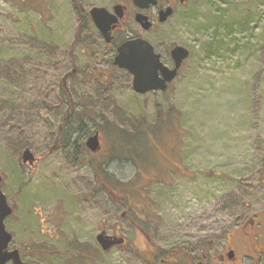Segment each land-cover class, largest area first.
<instances>
[{
  "label": "rangeland",
  "instance_id": "rangeland-1",
  "mask_svg": "<svg viewBox=\"0 0 264 264\" xmlns=\"http://www.w3.org/2000/svg\"><path fill=\"white\" fill-rule=\"evenodd\" d=\"M74 1L0 0V176L16 208L5 221L10 248L24 264H76V246L90 250L83 264H147L148 239L193 258L219 255L225 234L264 207V0H191L152 32L130 26L167 66L174 46L190 51L166 92L142 95L113 64L117 33L107 43L91 17L71 52ZM76 1L88 12L117 3ZM81 102L90 110L84 127L99 129L103 148L90 159L77 148L70 163L55 143L63 125L79 128L70 111ZM139 124L148 133L128 148L144 162L117 155L113 133ZM26 147L33 164L22 162ZM97 164L112 176L106 187ZM117 180L133 182L132 204L117 187L109 193ZM101 225L127 244L104 252Z\"/></svg>",
  "mask_w": 264,
  "mask_h": 264
},
{
  "label": "water",
  "instance_id": "water-1",
  "mask_svg": "<svg viewBox=\"0 0 264 264\" xmlns=\"http://www.w3.org/2000/svg\"><path fill=\"white\" fill-rule=\"evenodd\" d=\"M135 4L141 8L148 7L157 0H134ZM173 14V8L168 7L160 12L159 22L164 23ZM92 20L105 38L107 43L113 40L112 31L117 26V6L115 13L110 12L103 6H94L90 10ZM137 21L148 30L152 22L143 14L137 15ZM173 67L167 66L162 61L161 54L157 53L154 46L146 39L138 37L124 41L117 48L114 57V65L120 69L127 70L133 76L132 88L137 94H147L150 92L167 91L169 84L178 76L179 70L186 59L190 56V51L183 46L176 45L171 49ZM86 145L93 153L101 150L100 133L97 131L91 135ZM35 155L26 148L22 153V162L33 164ZM2 176H0V182ZM13 213L7 196L0 187V264H23L20 251L18 249L9 250L13 235L6 229L5 220ZM97 241L105 252H109L113 247L123 246L126 243L125 237L108 235L104 230L97 235Z\"/></svg>",
  "mask_w": 264,
  "mask_h": 264
},
{
  "label": "flooded vegetation",
  "instance_id": "flooded-vegetation-1",
  "mask_svg": "<svg viewBox=\"0 0 264 264\" xmlns=\"http://www.w3.org/2000/svg\"><path fill=\"white\" fill-rule=\"evenodd\" d=\"M190 1L191 0H157L155 4L151 3L148 7L141 8L135 4L134 0H117V3L113 5L111 10L112 13H115V8L117 6V26L112 31L114 41L116 40L115 37L117 33V48L119 46L118 41H121L122 43L125 40L141 37V33L134 32L130 26L137 25L144 32H152L155 28L164 26L169 22V20L176 14L179 6H185ZM168 7L173 8L172 16L169 17L165 23L159 22L161 17L160 12L166 10ZM138 14H143L152 21V26L148 30L137 21ZM177 166L179 172L185 175L186 171L182 164L179 163ZM1 183L2 182H0V187L5 193V188ZM102 186L106 187V183L103 182ZM109 193L115 195L116 187L113 186V188L109 190ZM11 207L13 208L14 213L16 208L13 205H11ZM132 223L133 225L136 224L134 221H132ZM100 230L106 232L102 225L100 226ZM112 236H117V231H114ZM225 238L227 244L219 255L202 252L201 255H199L200 257L194 255V261H197L198 264H218V262L220 264H264V207L253 214L250 213L243 217L239 224L233 226L232 229L225 234ZM148 242L150 244L151 252L156 254L158 247L152 244L149 239ZM180 251L186 257L187 253L182 250ZM243 251L244 253H242ZM172 256L173 253L169 256V259H163L161 264H172ZM7 264H13V262L10 261Z\"/></svg>",
  "mask_w": 264,
  "mask_h": 264
},
{
  "label": "trees",
  "instance_id": "trees-1",
  "mask_svg": "<svg viewBox=\"0 0 264 264\" xmlns=\"http://www.w3.org/2000/svg\"><path fill=\"white\" fill-rule=\"evenodd\" d=\"M75 4V8H76V12L78 14V18H79V26L77 29V33L76 36L71 44V52L74 53V50L77 48V46L81 43V36L80 34L85 31V29L88 26V23L90 20V16H89V12L86 11L81 5H79L77 3V1H74ZM90 105H92V102L89 100ZM88 103L87 102H81V106L79 109L76 108H72L71 109V117L74 118L79 125V128L74 127L72 124H68L66 127H64V125L62 126V128L60 129L57 139H56V147H59L57 149L62 150L64 152V155L66 157L67 160H69L70 163H75L76 159H77V148H82V150H84L85 155L87 158L90 159V155L94 154L92 153L89 148L86 145V140L89 136L93 135L95 132H99V129H96L95 132H91V130H86V128L84 127V119L85 117H89L90 115V110L88 108H83V107H87ZM89 113V114H88ZM144 125H136L134 126V131L132 130H123V129H119L117 128V130H113L114 135H116L117 133V155L121 156L123 154H126L127 159H131V160H135L133 158V154H136L137 156H139L140 159V155H142V152L140 150H136L134 148H128L129 145L132 142H136L134 141L135 139H137V142H139L140 138L145 136L148 132L146 131V129H144L143 127ZM75 132H79L80 136L84 137V139L82 140V142L78 143L77 140H73L72 141V136L74 135ZM87 135H89L87 137ZM119 140H121V143H119ZM138 144V143H137ZM120 145V146H118ZM119 147V148H118ZM123 147V148H122ZM135 151V153H134ZM98 154V153H96ZM95 154V155H96ZM141 160V159H140ZM139 160V161H140ZM142 162H144L143 160H141ZM91 163V162H90ZM93 164V163H91ZM138 164V163H137ZM95 168V167H94ZM96 178L100 181H104V183H108L111 180V177L108 173H106L105 171H103L102 166L100 164H97L96 168ZM110 177V178H108ZM133 182H129V183H124L121 182L119 180H117L116 186L117 187V196L121 198V200L123 201L122 204L124 205H129L130 203L132 204V197L133 196ZM107 186V185H106ZM76 253L74 254V262L76 264H83L84 261L86 260V254L89 252L90 250H87V248H82V247H75ZM149 256L150 259H146V263L147 264H161V261L163 260V257L165 256V254H168V256H170L173 253L172 259L175 261V259L178 261V263H186V264H194V258H192L191 256L186 254V257L184 256L183 253H181L180 250L178 249H170V250H164L160 247H158V250L156 252V254H153L151 252V249L149 250ZM91 254V253H90ZM90 254L88 255L90 257ZM87 256V257H88ZM202 257V256H201ZM203 261V259H202ZM197 263V261H196Z\"/></svg>",
  "mask_w": 264,
  "mask_h": 264
}]
</instances>
